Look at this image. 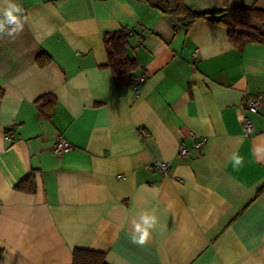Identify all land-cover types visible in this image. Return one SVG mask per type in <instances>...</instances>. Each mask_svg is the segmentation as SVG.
<instances>
[{"label": "crops", "instance_id": "crops-1", "mask_svg": "<svg viewBox=\"0 0 264 264\" xmlns=\"http://www.w3.org/2000/svg\"><path fill=\"white\" fill-rule=\"evenodd\" d=\"M150 1L13 0L24 13L22 30L0 35V264H72L75 248L108 264H264V103L252 133L241 126L243 97L264 94V44L238 50L226 27L174 25ZM120 28L132 73L106 66L103 34ZM44 94L56 98L49 118L35 104ZM30 174L33 191L15 187ZM141 212L158 220L143 246L130 239Z\"/></svg>", "mask_w": 264, "mask_h": 264}, {"label": "trees", "instance_id": "trees-1", "mask_svg": "<svg viewBox=\"0 0 264 264\" xmlns=\"http://www.w3.org/2000/svg\"><path fill=\"white\" fill-rule=\"evenodd\" d=\"M151 5L158 8L174 24L190 26L199 20H210L226 27L229 41L238 49L250 43L264 44V9L230 6L228 0H222L223 9L194 11L184 0H152ZM130 31L127 28L107 31L103 34V43L107 53L106 66L114 74L132 73L138 68V62L127 54ZM40 65L50 61L48 55L37 57ZM56 98L44 94L36 99L39 112L49 118L55 106ZM32 174L22 179L15 187L20 190L33 191ZM72 264H108L105 253L75 248L72 253Z\"/></svg>", "mask_w": 264, "mask_h": 264}, {"label": "clouds", "instance_id": "clouds-1", "mask_svg": "<svg viewBox=\"0 0 264 264\" xmlns=\"http://www.w3.org/2000/svg\"><path fill=\"white\" fill-rule=\"evenodd\" d=\"M7 7L3 9L0 14V35L4 34L5 24H11L14 27L8 30V35L12 36L13 33H17L22 30L21 16H23L24 9L14 3L13 0H6ZM260 151V149H257ZM231 162L234 169H239L243 165V157L238 153H233ZM158 224L157 217L150 215L147 212H141L138 214V220H133L134 232L130 235V239L133 243L138 245H145L150 237V232L156 228ZM8 258L5 257V264H7Z\"/></svg>", "mask_w": 264, "mask_h": 264}, {"label": "built area", "instance_id": "built-area-1", "mask_svg": "<svg viewBox=\"0 0 264 264\" xmlns=\"http://www.w3.org/2000/svg\"><path fill=\"white\" fill-rule=\"evenodd\" d=\"M0 14H2L0 12ZM10 24H5L4 28L6 29ZM146 78L144 75H139L136 77H133L130 85L135 89L138 90L140 86L145 82ZM243 102L246 107L247 113L244 114L241 120V126L242 130L245 135H249L253 131V122L249 116L250 113H256L258 112L260 106L262 103H264V94L259 93L256 95H245L243 97ZM10 133H5L4 138L5 139H12ZM206 143V138L204 137H199L195 141L194 147L196 149L202 150L205 146ZM54 151L58 153L65 152L71 148V144L68 142V140L63 136L60 135L55 144H54ZM178 153L181 155H187L188 153V148L185 146L183 142H181L178 146ZM153 167L157 169V171L162 175H166L168 173L169 169V164L168 162L165 161H155L153 164Z\"/></svg>", "mask_w": 264, "mask_h": 264}]
</instances>
